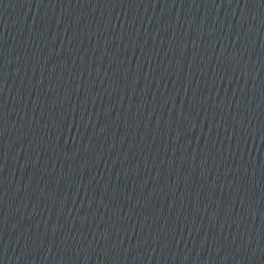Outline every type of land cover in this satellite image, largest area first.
<instances>
[{
  "label": "water",
  "instance_id": "obj_1",
  "mask_svg": "<svg viewBox=\"0 0 264 264\" xmlns=\"http://www.w3.org/2000/svg\"><path fill=\"white\" fill-rule=\"evenodd\" d=\"M0 264H264V0H0Z\"/></svg>",
  "mask_w": 264,
  "mask_h": 264
}]
</instances>
